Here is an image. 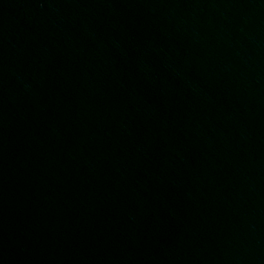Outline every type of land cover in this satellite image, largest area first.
<instances>
[{
    "label": "water",
    "instance_id": "1",
    "mask_svg": "<svg viewBox=\"0 0 264 264\" xmlns=\"http://www.w3.org/2000/svg\"><path fill=\"white\" fill-rule=\"evenodd\" d=\"M0 264H264V0H0Z\"/></svg>",
    "mask_w": 264,
    "mask_h": 264
}]
</instances>
